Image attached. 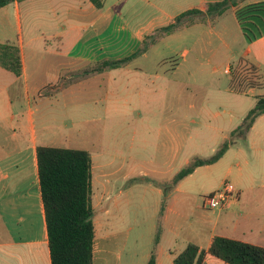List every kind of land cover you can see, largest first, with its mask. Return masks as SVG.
Segmentation results:
<instances>
[{"label": "crops", "instance_id": "0c3cea01", "mask_svg": "<svg viewBox=\"0 0 264 264\" xmlns=\"http://www.w3.org/2000/svg\"><path fill=\"white\" fill-rule=\"evenodd\" d=\"M139 1L140 13L152 10L153 15L138 27L133 26L136 15L132 17L133 13L127 12L126 5L123 14L115 10V3L120 2L117 0L111 8L107 7L108 0H103L102 9H96L88 0H23L0 8V45L16 46L22 67L20 76H15L0 66V264H51L36 148L71 149L72 145L79 144L77 136L86 129L87 135L104 136L110 121L108 115H126L130 103L127 99L117 98L111 90L115 88V75L149 68L143 62L148 60L151 46L118 68L101 71H96L101 63L122 60L139 49L115 60H101L79 47L85 46L90 38L107 33H124L142 44L146 36L154 34L165 23H172L179 14L189 10L205 13L208 4L223 0H172L170 4L175 9L183 7L174 14H168L154 0ZM259 2L264 0H244L239 7ZM229 10L235 18V8ZM23 11L27 23L33 26V30L29 24L26 26V34L22 25ZM224 14L200 16L206 21L182 27V30L198 28L204 23L215 28ZM237 57L264 71V34L252 42L245 41ZM232 59L233 56L230 61ZM152 68L158 70L157 65ZM230 68L231 64H228L224 70L226 75ZM89 76L92 78L90 108L86 107L84 98L76 96L85 88L87 83L84 81ZM117 107L121 113L113 111ZM262 118L264 114L254 121L244 141ZM237 127L231 124L223 132L222 139L229 138ZM158 140L160 156L154 155L145 163L157 165L155 167L173 165L180 153L177 119H167L160 126ZM235 144L216 163L195 169L166 196L162 184L170 182L180 169L171 170L164 179L155 170L134 174L132 169L137 168V164L131 155L117 165L112 160L102 163L103 138L92 140L95 155L90 153L92 149L88 146H76L75 149L85 150L91 156L93 264H103L106 256L113 257L115 264H147L153 252L155 264H173L188 244L207 251L215 236L264 247V182L254 186L253 181L243 178L238 161L228 164L226 158L233 152ZM241 156L237 149L231 158L235 160ZM128 162H135L136 166H129ZM189 162L185 160L184 165ZM104 167L109 171L105 172ZM222 169V178H219L216 172ZM138 175L142 178H135ZM232 175L234 197L214 215L195 217L198 202L201 200L203 209H208L204 205L205 196L221 189ZM149 177L155 181L142 185L140 202L145 206L140 211L143 217H140L130 211L132 197L129 193L134 192L136 185L133 182ZM130 181L133 182L128 184ZM260 189L263 191L259 192ZM185 199L196 202L189 215L179 208ZM196 224L206 230L204 237L197 232ZM182 226L189 234L195 233L193 239L196 242H189L192 238L187 234L181 236ZM157 232L158 243L155 245ZM125 254L129 257L123 260ZM203 264L225 263L206 256Z\"/></svg>", "mask_w": 264, "mask_h": 264}, {"label": "rangeland", "instance_id": "374dc122", "mask_svg": "<svg viewBox=\"0 0 264 264\" xmlns=\"http://www.w3.org/2000/svg\"><path fill=\"white\" fill-rule=\"evenodd\" d=\"M115 1L108 0L107 7L111 8ZM117 1H120L118 3L120 5L115 3L116 11L123 14L127 10L128 13H133L132 17L136 15L133 20L135 27H138L139 24L144 25V20L153 15L152 10L140 13L139 0ZM171 1L154 0L157 2L156 5L163 8L168 14L182 10L181 5L180 8L175 9L170 4ZM239 5L240 3L238 7ZM23 16L25 17L22 21L23 32L26 34V26L30 23H27L25 11H23ZM165 21L166 19L163 20V22ZM188 21L185 22L187 27L206 20L198 15H192ZM190 22L193 24L188 25ZM252 22L264 26V16L262 19H256ZM168 24L170 22L165 23L164 26ZM251 27L252 25H248V28ZM30 28L33 30L32 25ZM245 41L246 38L230 10L225 12L215 28L204 23L198 28L190 30H182L181 28L171 36L157 38L154 45L149 47L152 50L149 52L148 60L143 62L149 67L147 71L119 72L120 74L115 75V88L111 90L117 98H124L130 102L129 107L126 108L127 114L116 115L112 112L113 115H108L110 121L106 133L103 132L104 136L87 135L88 130L86 129L77 136L79 144L72 145L70 148L88 146L91 150L92 140L96 141L103 138V164L112 160L113 164L117 165L125 157L131 155L136 158L137 164V168L132 169L134 174L155 170L160 172V177L163 179L169 176L171 170L178 171L184 168L185 160L191 161L194 158L207 159L211 157L225 141L222 139L223 132L231 124L239 126L248 111L254 107L255 98L264 96V73L253 70L252 65L243 58L237 57L244 47ZM141 46V43L130 39L127 34L107 33L96 38H90L88 43L85 46H80L79 49L87 50L89 54L93 53L101 60L103 58L115 60L128 56L129 51H137ZM232 56L233 59L230 61ZM228 64H231V68L226 75L224 70ZM154 65L158 66V70L153 71ZM230 77H234L237 88L240 87L238 81H243L241 89H243L244 94H248L247 96L227 91ZM91 79L90 76L85 78L84 82L87 83L85 84L87 87L82 88L83 91L76 95L84 98L86 107L89 108L91 106L89 104ZM249 83H256L257 87L248 88ZM113 111L121 113L118 107ZM172 118L179 122L180 153L175 163L173 165L164 164L160 167H155L157 165L153 166L148 162L145 163L154 155L160 156V152L157 151L158 130L167 119ZM235 143V147L232 148L233 152L226 158L229 160L228 164L238 161L242 168L243 178L250 182L253 181L252 185L254 186H260L264 182V162H262L264 159V118L257 122L246 141L236 138ZM237 149L241 151L242 156L234 160L231 155H234ZM90 153L95 155L93 149ZM111 156L114 158L111 159ZM129 164H133L131 165L133 167L136 166L135 162H128ZM104 171L108 172L109 169L104 167ZM222 171L223 169L216 172L217 175L219 174V178H222ZM139 177L142 178L140 175L135 178ZM152 178L128 183L133 182L132 184L136 185L134 192L129 193L132 197L131 213L140 214V217H143V212H140L145 206L140 202L143 191L142 185L145 182L153 183L155 180ZM232 180L233 175L225 182L232 185ZM250 182L248 185H251ZM170 183L171 181L162 185H169ZM261 191L263 190L260 189L259 192ZM194 203L196 204V202ZM194 203L185 199L179 208L183 210L184 214L189 215ZM202 204L203 202L200 200L194 214L195 217L198 218L201 215H209L210 217L217 212V210L203 209ZM194 227L204 237L206 230L200 224H196ZM181 230L182 237L187 234L192 238L189 242H196L193 239L195 233L189 234L184 226L181 227ZM126 257H129V254L123 255L122 259L125 260ZM103 264H115V260L113 257L106 256Z\"/></svg>", "mask_w": 264, "mask_h": 264}, {"label": "trees", "instance_id": "16d2710c", "mask_svg": "<svg viewBox=\"0 0 264 264\" xmlns=\"http://www.w3.org/2000/svg\"><path fill=\"white\" fill-rule=\"evenodd\" d=\"M21 1L23 0H0V8L12 2ZM88 1L96 9L103 8V0ZM243 1L223 0L211 3L208 4L205 13L199 10L183 12L175 17L172 23L160 27L154 34L146 36L142 41V46L135 54L119 61L103 62L96 71L105 68H118L129 62L149 46L154 45L157 38L172 35L180 28L187 27L185 22H189L192 15L216 17L235 8V18L243 35L247 42H252L264 34V26L252 22L256 19L260 20L264 16V2L238 7V4ZM190 24L193 23H188V25ZM248 25H252V27L248 28ZM0 66L13 75L20 76L21 59L16 46L0 45ZM252 66L253 70L264 73L254 65ZM234 82V77H230L229 92L246 95L241 89L243 81H238L239 88L235 86ZM255 87H257L256 83L248 84V88ZM255 100L254 107L248 111L241 124L230 133L229 138L211 157L192 159L172 178L169 185H162L164 196L176 184L192 174L195 169L212 165L220 160L235 144L236 138L245 139L254 121L264 114V96H257ZM36 158L51 264H93L94 211L91 205L92 163L89 152L39 146L36 148ZM158 236L157 232L155 245L158 243ZM206 256L216 258L225 264H264V247L215 236L207 251L199 249L194 244H188L175 257L173 264H203ZM147 264H155L154 252Z\"/></svg>", "mask_w": 264, "mask_h": 264}, {"label": "built area", "instance_id": "2783aa9c", "mask_svg": "<svg viewBox=\"0 0 264 264\" xmlns=\"http://www.w3.org/2000/svg\"><path fill=\"white\" fill-rule=\"evenodd\" d=\"M234 194V187L224 182L221 189L205 196L204 205L208 209L219 210L227 204L229 199L234 197Z\"/></svg>", "mask_w": 264, "mask_h": 264}]
</instances>
